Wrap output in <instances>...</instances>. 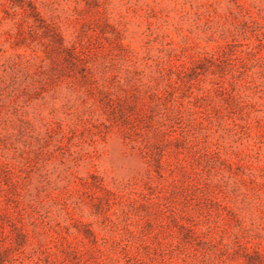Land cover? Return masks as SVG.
Returning a JSON list of instances; mask_svg holds the SVG:
<instances>
[{
	"label": "rangeland",
	"instance_id": "rangeland-1",
	"mask_svg": "<svg viewBox=\"0 0 264 264\" xmlns=\"http://www.w3.org/2000/svg\"><path fill=\"white\" fill-rule=\"evenodd\" d=\"M0 264H264V0H0Z\"/></svg>",
	"mask_w": 264,
	"mask_h": 264
}]
</instances>
